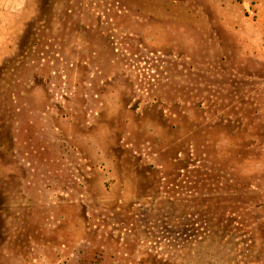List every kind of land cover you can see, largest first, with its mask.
Instances as JSON below:
<instances>
[{"label":"rangeland","instance_id":"1","mask_svg":"<svg viewBox=\"0 0 264 264\" xmlns=\"http://www.w3.org/2000/svg\"><path fill=\"white\" fill-rule=\"evenodd\" d=\"M0 264H264V0H0Z\"/></svg>","mask_w":264,"mask_h":264},{"label":"trees","instance_id":"2","mask_svg":"<svg viewBox=\"0 0 264 264\" xmlns=\"http://www.w3.org/2000/svg\"><path fill=\"white\" fill-rule=\"evenodd\" d=\"M129 51H130V53H131L132 55L136 56V55H135V54H136V53H135L136 50H129Z\"/></svg>","mask_w":264,"mask_h":264}]
</instances>
